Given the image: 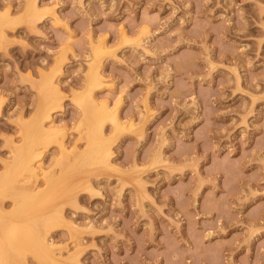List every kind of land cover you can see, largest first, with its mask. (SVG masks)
<instances>
[{"label":"rangeland","instance_id":"1","mask_svg":"<svg viewBox=\"0 0 264 264\" xmlns=\"http://www.w3.org/2000/svg\"><path fill=\"white\" fill-rule=\"evenodd\" d=\"M0 16V178L44 98L57 104L61 139L20 184L66 179L56 225L34 220L46 264H264V0H0ZM90 101L122 130L106 122L108 160L68 172ZM1 238L0 264H42Z\"/></svg>","mask_w":264,"mask_h":264},{"label":"bare ground","instance_id":"2","mask_svg":"<svg viewBox=\"0 0 264 264\" xmlns=\"http://www.w3.org/2000/svg\"><path fill=\"white\" fill-rule=\"evenodd\" d=\"M32 4L30 5V8H28L30 13H32L35 9L34 5ZM34 14L36 13L34 12ZM10 22L12 24L14 23L12 21ZM6 23H7V19H6ZM12 24L10 26H12ZM98 53L99 52L97 50L94 52L93 55L95 56V58L98 56ZM92 66L90 67L87 74V81H86L87 85L85 86V92L83 91L84 97H88V98H91L92 91L95 88H98V85L100 83V79L98 76V74L100 73H97L96 66L95 67ZM53 73H57V72L55 71ZM53 73L51 72V74L44 80L41 86L42 92L44 93H46V91L51 92L50 90L55 92L57 90V87L56 86H55L56 88L54 87L55 81L53 80V76H54ZM80 97H78L79 100ZM44 99L45 100L41 109H39V111H37L32 116V118L26 125V129L24 130V132L22 131L23 133L21 135V139L13 149L14 151L12 155L13 157L12 162L9 163L7 166H5L7 167L6 171L4 175L0 178V196L2 195L9 196V198L13 201L12 209L9 213H5L3 211V206L0 204V232L2 234L1 235L2 238L1 237L0 238L7 239L8 241H10L9 243L12 242V245L16 247L14 252L18 250L19 251V253L17 252L18 254H20L22 250L27 252H32L34 256L40 260L39 263L41 262L42 264H46L47 259L49 260L50 258L48 252L46 251L47 248L45 245L46 242L44 236L42 237L38 235L34 229L35 228L34 220L42 219L44 221V228H48L51 227L52 225H56L55 224L56 212L54 211L51 205L53 202V201L51 202V200L52 199L54 200V198L62 194V189L64 185L62 181L63 177L61 178L62 174H60V176L57 177L54 176L49 179H45V183H43V186L45 188L44 189L42 188V190H37L39 186H35L34 189H31L27 187L26 184L23 185L20 184L22 181H25L27 179L25 175H23L24 173L34 174V172H36L37 170L39 171L41 169L40 160L45 153L44 151L48 148V146L52 142L60 138L57 137L58 132L56 130L58 129H55V127H53L51 122L52 121L51 112L54 109H56L57 104L51 98L48 99L44 98ZM80 101L82 102V100ZM95 103L92 101L87 103L89 104L88 105L89 108L87 111H90L89 116L91 117L88 120V124H87L88 133L85 137L86 146L84 151L81 152V154L76 158V160H74L72 164L69 166V169L67 168L68 172H73L74 169H77L78 167H81L83 165L94 166V165L104 164L108 160L111 152V144L114 140L111 141L109 138H106L103 135V127L106 122L112 123V126L114 128L113 129L114 136H116L114 132L116 133L122 130L121 125L119 126L118 123L119 120H117L118 117L115 111L108 112L107 110H103L104 109L103 107L102 111L98 112ZM61 143H59V148H64L63 143L62 144ZM64 179L65 176L63 180ZM64 181H66V179Z\"/></svg>","mask_w":264,"mask_h":264}]
</instances>
